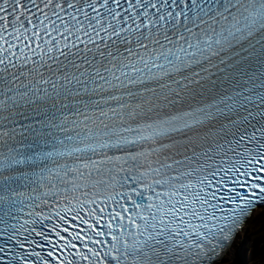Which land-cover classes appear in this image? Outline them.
Masks as SVG:
<instances>
[{"label":"snow or ice","instance_id":"1","mask_svg":"<svg viewBox=\"0 0 264 264\" xmlns=\"http://www.w3.org/2000/svg\"><path fill=\"white\" fill-rule=\"evenodd\" d=\"M0 264H264V0H0Z\"/></svg>","mask_w":264,"mask_h":264}]
</instances>
